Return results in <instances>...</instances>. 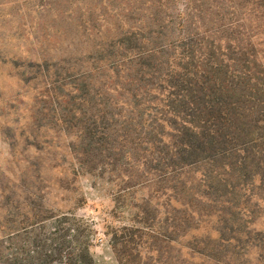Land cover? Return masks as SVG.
Segmentation results:
<instances>
[{
  "label": "trees",
  "instance_id": "obj_1",
  "mask_svg": "<svg viewBox=\"0 0 264 264\" xmlns=\"http://www.w3.org/2000/svg\"><path fill=\"white\" fill-rule=\"evenodd\" d=\"M169 1L131 3L125 22L145 15L121 35L127 47L79 74L70 101L84 126L71 166L91 174L98 155L114 167L113 153H125L118 173L163 210L158 222L142 205V224L159 225L150 238L179 246L145 264H264V0H183L174 15ZM30 215L2 227L0 244L18 247L0 264H95L82 220L41 205ZM135 232L106 233L118 264H140L127 249Z\"/></svg>",
  "mask_w": 264,
  "mask_h": 264
},
{
  "label": "rangeland",
  "instance_id": "obj_2",
  "mask_svg": "<svg viewBox=\"0 0 264 264\" xmlns=\"http://www.w3.org/2000/svg\"><path fill=\"white\" fill-rule=\"evenodd\" d=\"M150 1L0 0V242L5 235L2 227L20 225L35 205H41L53 215L69 213L86 224L95 264H118L110 235H105L124 227L136 231L127 249L140 264L154 259L156 250L162 260L168 252H178L179 246L150 238L158 224H149V229L142 224L145 201L150 211H156L158 222L163 210L151 198V188L132 187L129 183L134 178L127 180L118 173L123 170L124 152L113 153L116 168L105 166L110 160L104 154H97V167L91 174L76 176L71 166L78 145L74 132L84 126V122L74 125L78 114L73 116L70 101L76 97L79 74L127 47L121 35L128 27L138 26L145 12L137 10L129 22L124 17L131 3L142 9ZM183 5V0L168 2L173 15ZM122 8L126 9L123 13ZM130 43L142 46L136 39ZM61 115L65 124L59 120ZM256 227L264 230V219ZM32 245L30 241L25 249L32 250ZM14 247L0 244L1 257L13 253Z\"/></svg>",
  "mask_w": 264,
  "mask_h": 264
}]
</instances>
